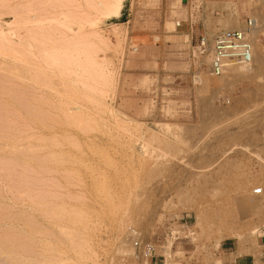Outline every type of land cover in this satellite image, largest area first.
I'll use <instances>...</instances> for the list:
<instances>
[{
  "label": "rangeland",
  "instance_id": "obj_1",
  "mask_svg": "<svg viewBox=\"0 0 264 264\" xmlns=\"http://www.w3.org/2000/svg\"><path fill=\"white\" fill-rule=\"evenodd\" d=\"M101 2L0 0V264H214L222 241L255 243L264 30L261 67L229 83L192 52L259 22L264 0H119L118 16Z\"/></svg>",
  "mask_w": 264,
  "mask_h": 264
},
{
  "label": "built area",
  "instance_id": "obj_2",
  "mask_svg": "<svg viewBox=\"0 0 264 264\" xmlns=\"http://www.w3.org/2000/svg\"><path fill=\"white\" fill-rule=\"evenodd\" d=\"M180 26V22H177L176 27ZM257 30L256 21L248 19L243 29L218 32L210 41L206 37L200 36L196 41L192 54L197 57L204 56L207 58L206 67L210 77H221L225 73L228 64L234 63L246 67L250 65L253 54L252 37ZM261 193L262 189L260 188L253 191L256 196ZM259 231L264 235V226ZM174 239L177 240V237ZM133 247L142 248V254L147 258L153 257L154 252H156V246L151 242H146L142 245L139 241H134ZM155 258L159 259V262L165 260L162 255L155 256Z\"/></svg>",
  "mask_w": 264,
  "mask_h": 264
},
{
  "label": "bare ground",
  "instance_id": "obj_3",
  "mask_svg": "<svg viewBox=\"0 0 264 264\" xmlns=\"http://www.w3.org/2000/svg\"><path fill=\"white\" fill-rule=\"evenodd\" d=\"M103 2H101L99 5H100V7H101V11L105 14V15H108V14H110V12L112 13V12H114V14L116 15V16H118V15H120V8H121V4H120V2H119V0H102ZM255 21H256V23H257V26H258V30L256 31V32H254L253 33V36L254 37H252V39H253V46H254V48L256 47L255 45H256V35H257V32L258 31H261V30H264V15H262V17H261V19H260V21L258 22V20L257 19H255ZM64 22V21H63ZM61 23V22H60ZM69 23V22H68ZM68 28V27H67ZM46 38H47V36H46ZM2 39V38H1ZM3 41V40H2ZM1 42V41H0ZM9 43H10V41H8ZM43 42V41H42ZM1 43H3V42H1ZM77 44V43H76ZM8 45V44H7ZM77 45H79L80 46V44L78 43ZM81 45L83 46V44L81 43ZM2 46V45H1ZM69 47V46H68ZM0 48H3V47H0ZM6 47H4V49H5ZM67 48V47H66ZM75 50H77V49H82L83 47H73ZM85 49V48H84ZM1 50H3V49H1ZM0 50V51H1ZM73 50V49H72ZM6 50H4V52H5ZM8 52V50L6 51V53ZM57 52H59V51H57ZM0 53H2V55H4L3 54V52H0ZM10 53V52H9ZM8 55V54H7ZM6 55V56H7ZM16 54L14 53V56H15ZM84 55V54H83ZM87 55V54H86ZM13 56V57H14ZM18 56V55H17ZM22 56V55H21ZM74 56V55H73ZM89 56V55H88ZM19 57V56H18ZM17 57V58H18ZM87 57V56H86ZM76 59H77V57H75ZM88 58V57H87ZM75 59V60H76ZM15 60V59H14ZM88 59H86L85 61L86 62H88L87 61ZM63 61V60H62ZM4 62V61H3ZM75 62V61H74ZM85 62V63H86ZM94 62V61H93ZM93 62H88V64H90V63H93ZM263 62V59L262 58H260V59H257L256 60V53H255V51H254V53H253V60L251 61V63H250V65L249 66H244V65H240V64H234V63H231V64H228L227 65V67H226V71H225V73L221 76L222 78H224L225 79V81H226V83H229V82H231V81H234L236 78H239V77H244L245 75H247V73H249V71H257L260 67H261V63ZM54 63V62H53ZM79 63V62H78ZM97 63V62H96ZM96 63H94V65L96 64ZM102 63V62H101ZM33 64V63H32ZM36 64V63H35ZM71 64V63H70ZM87 64V63H86ZM85 64V65H86ZM28 65H30V64H28ZM72 65H73V63H72ZM75 65V64H74ZM77 65H79V64H77ZM105 65V64H104ZM57 66H59V65H57ZM70 66V65H69ZM90 66V65H89ZM95 66H97V65H95ZM75 67H78V66H75ZM86 67V66H85ZM90 67H92V66H90ZM100 66L98 65V68H99ZM63 68V67H62ZM79 68H81V67H79ZM105 68V67H104ZM78 69V68H77ZM82 69V68H81ZM80 69V70H81ZM90 69V68H89ZM102 68H100V70H101ZM91 70H93V68H91ZM94 71V70H93ZM104 71V70H103ZM34 73V72H33ZM33 73H31L32 75H35V74H33ZM93 73V72H92ZM102 73V70H101V72H99L98 74H101ZM2 74V73H1ZM77 74H79V73H77ZM81 74V73H80ZM82 74H85V72L84 73H82ZM89 74V73H88ZM87 74V75H88ZM106 74V73H105ZM104 74V75H105ZM73 75H74V72H73ZM102 76H103V73L101 74ZM100 75V76H101ZM85 76V75H84ZM93 76V75H92ZM92 76H88V77H92ZM75 78H77L76 76H74ZM81 77V76H80ZM106 77V76H105ZM112 77H113V75H112ZM34 78H36V75H35V77ZM101 78V79H100ZM99 79V81H101L102 80V77H100ZM78 79H80L79 77H78ZM82 79V78H81ZM81 79H80V81H81ZM96 79V78H95ZM105 79V78H104ZM111 79V78H110ZM5 80V79H4ZM6 81H8V80H6ZM5 81V82H6ZM89 81V80H88ZM93 81H94V79H93ZM1 82V81H0ZM4 82V83H5ZM83 82V81H82ZM78 83V82H77ZM93 83H95V82H93ZM3 85V84H2ZM108 85V84H107ZM89 86V85H88ZM105 86V85H104ZM203 88L204 89H206V90H214V88H212L211 87V85H209L207 82H205V83H203ZM224 87V86H223ZM90 88V87H89ZM216 90H221V89H223L222 87H220V88H215ZM3 90V89H2ZM70 90H71V88H70ZM4 91V90H3ZM5 91H7L6 89H5ZM1 92V91H0ZM8 93V92H7ZM10 93H12V92H10ZM71 93H72V90H71ZM75 93V92H74ZM3 94V93H2ZM6 94V93H5ZM12 95V94H11ZM73 95V94H72ZM4 96V95H3ZM15 96V95H14ZM7 97V96H6ZM16 97V96H15ZM1 98H2V96H1ZM18 98V97H17ZM11 99H12V97H11ZM13 102V101H12ZM14 103V102H13ZM16 103V102H15ZM12 104V103H11ZM8 105V104H7ZM16 105V104H15ZM17 105H18V103H17ZM16 105V106H17ZM19 106V105H18ZM8 107V106H7ZM10 107V106H9ZM12 107V106H11ZM33 107V106H32ZM5 108H6V106H5ZM18 108V107H17ZM21 108V107H20ZM19 108V109H20ZM23 108V107H22ZM1 109V108H0ZM19 111V110H18ZM33 111H35V110H33ZM2 112V111H1ZM16 112V111H15ZM24 112V111H23ZM18 113V112H17ZM35 113V112H34ZM14 114V113H13ZM34 114L32 113V116H33ZM14 116V115H13ZM35 118H33V119H31V121L32 120H34V119H36V116H34ZM0 119H2V118H0ZM14 119V118H13ZM1 121V120H0ZM3 121V120H2ZM17 121V120H16ZM20 122V121H19ZM76 123H77V121H76ZM5 124V123H4ZM21 124V123H20ZM7 125V124H6ZM9 126V125H8ZM30 126H33V124L32 125H30ZM82 128V127H81ZM167 128V127H166ZM0 129H2V128H0ZM32 129V128H31ZM39 139V138H38ZM41 140V139H40ZM37 141V140H36ZM37 142H39V141H37ZM20 143V142H19ZM45 144V143H44ZM43 144V145H44ZM30 147V146H29ZM32 148V147H31ZM34 148V147H33ZM16 149V148H15ZM34 150V149H33ZM42 150V149H41ZM47 150V149H46ZM39 151V150H38ZM12 152V151H11ZM24 153V152H23ZM33 153H34V151H33ZM35 153H37L36 152V150H35ZM48 153V152H47ZM18 154H20V152L18 153ZM26 154H28L29 155V153H26ZM25 154V155H26ZM37 155V154H36ZM10 156H13V155H10ZM16 156V155H15ZM32 156V155H31ZM46 156V155H45ZM49 156H50V154H49ZM52 157V156H51ZM44 158V157H43ZM43 158L41 157V159L43 160ZM45 158H47V157H45ZM37 159H39V158H37ZM52 159V158H51ZM4 160V159H3ZM8 160V159H7ZM40 160V159H39ZM50 160V159H49ZM33 161V160H32ZM37 161V160H36ZM35 161V162H36ZM48 161V160H47ZM47 161L45 160V162H46V164H47ZM1 162V161H0ZM44 162V163H45ZM49 162V161H48ZM52 162V161H51ZM41 163V162H40ZM39 162H38V165L40 164ZM50 163V162H49ZM48 163V164H49ZM26 164V163H25ZM51 165H53V163H50ZM5 165H7V164H5ZM35 165V164H34ZM42 165V164H41ZM44 165V164H43ZM1 166V165H0ZM25 166V165H24ZM23 166V167H24ZM50 166V165H49ZM6 167V166H5ZM19 167V166H18ZM41 167V166H40ZM46 167V166H45ZM17 168V167H16ZM25 168V167H24ZM28 168V167H27ZM18 169V168H17ZM8 171V170H7ZM28 171H29V169H28ZM6 172V171H5ZM4 172V173H5ZM50 173V171H48V170H46V173H44V174H47V173ZM7 173V172H6ZM9 173H10V171H9ZM12 173V172H11ZM23 173V172H22ZM25 174H27V173H25ZM7 175H8V173H7ZM14 175V174H13ZM17 175V174H16ZM19 175V174H18ZM23 175V174H22ZM30 176V175H29ZM48 176V175H47ZM18 177V176H17ZM6 178H7V176H6ZM20 178H21V176H20ZM9 179V178H8ZM24 179V178H23ZM9 181V180H8ZM20 181V180H19ZM24 181V180H23ZM26 181V180H25ZM24 181V182H25ZM10 182V181H9ZM11 183V182H10ZM21 183H22V180H21ZM11 184H14V183H11ZM25 185L26 184V182L25 183H22L21 185ZM15 185V184H14ZM18 185V184H17ZM23 185V186H24ZM19 186H20V184H19ZM18 186V187H19ZM27 186V184L25 185V187ZM28 186H29V184H28ZM22 188V187H21ZM31 188H32V186H31ZM24 189V188H23ZM35 189V188H34ZM1 190V189H0ZM29 190V189H28ZM24 191H25V189H24ZM27 191V190H26ZM28 192V191H27ZM37 192V191H36ZM19 193V192H18ZM32 194V193H31ZM39 194V193H38ZM25 195H26V193H25ZM28 195V194H27ZM30 195V194H29ZM22 196V195H21ZM31 196V195H30ZM33 196V195H32ZM39 196V195H38ZM40 196H42V194L40 195ZM44 196V195H43ZM28 197V196H27ZM37 197V196H36ZM46 197V196H45ZM48 197V196H47ZM30 198V197H29ZM28 198V199H29ZM35 198V197H34ZM39 198V197H38ZM44 198V197H43ZM49 198V197H48ZM45 199V198H44ZM44 199H43V201H44ZM50 199V198H49ZM1 200V199H0ZM36 200V199H35ZM38 200V199H37ZM36 200V201H37ZM46 200V199H45ZM39 203V202H38ZM43 202H41V204H42ZM25 204V203H24ZM44 205V204H43ZM41 207V206H40ZM49 207V206H48ZM42 208V207H41ZM8 211V210H7ZM16 211V210H15ZM24 211V210H23ZM36 211V210H35ZM79 211V210H78ZM16 215V214H15ZM9 217V216H8ZM49 218H51L50 216H49ZM26 219V218H25ZM75 219V218H74ZM34 221V220H33ZM75 221V220H74ZM77 221V220H76ZM45 222V221H44ZM10 223V222H9ZM80 223V222H79ZM23 224V223H22ZM27 224H29L28 223V221H27ZM26 224V225H27ZM42 224V223H41ZM31 225H32V223H31ZM56 225V224H55ZM65 225V224H64ZM4 226V225H3ZM8 226V225H7ZM6 226V227H7ZM18 226V225H17ZM35 226V225H34ZM66 226V225H65ZM68 226V225H67ZM11 227V226H10ZM21 228V227H20ZM44 228V227H43ZM67 229V228H66ZM23 230V229H22ZM29 230V229H28ZM42 230V229H41ZM43 230H45V229H43ZM19 231V230H18ZM10 232V231H9ZM49 232V231H48ZM48 232L46 231V233H47V235H48ZM64 232V231H63ZM66 232V231H65ZM44 234V233H43ZM66 234H68V233H66ZM38 235H39V233H38ZM64 235H65V233H64ZM75 236H76V233L74 234ZM5 236H6V234H5ZM44 236V235H43ZM62 236V235H61ZM22 237V236H21ZM25 236H23V238H24ZM77 237H79L78 236V234H77ZM82 237V236H81ZM67 238V237H66ZM49 239V238H48ZM65 239V238H64ZM24 240V239H23ZM22 240V241H23ZM52 240V239H51ZM76 240V239H75ZM11 241V240H10ZM13 242V241H12ZM8 243V242H7ZM6 243V244H7ZM20 243V242H19ZM29 243V242H28ZM27 243V244H28ZM13 244V243H12ZM17 244V243H16ZM30 244V243H29ZM10 245V244H9ZM13 245H15V244H13ZM18 245V244H17ZM16 245V246H17ZM31 245V244H30ZM33 245V244H32ZM72 245V244H71ZM75 245V244H74ZM19 246V245H18ZM33 246H35V245H33ZM46 246V245H45ZM73 246V245H72ZM5 247V246H4ZM4 247H2V248H4ZM19 247H21V246H19ZM23 247H24V245H23ZM23 247H21L20 249H23ZM37 247V246H36ZM35 247V248H36ZM77 247V246H76ZM12 248V247H11ZM27 248H29V246L28 247H26V250H27ZM32 248V247H31ZM49 248V247H48ZM47 248V249H48ZM52 248V247H51ZM55 248V247H54ZM60 248V247H59ZM75 248V247H74ZM80 248V247H79ZM13 249V248H12ZM16 249V248H15ZM19 249V248H18ZM17 249V250H18ZM25 249V248H24ZM34 249V248H33ZM77 249V248H76ZM1 250H3V249H1ZM41 250V249H40ZM51 250V249H50ZM49 250V251H50ZM82 250V249H81ZM10 251V250H9ZM20 251V250H19ZM18 251V252H19ZM31 251H32V249H31ZM37 251V250H36ZM55 251V250H54ZM62 251V250H61ZM3 252V251H2ZM21 252H23L24 253V251H21ZM27 252V251H26ZM25 252V253H26ZM34 252V251H33ZM23 253H21V254H23ZM25 253H24V255H25ZM28 253V252H27ZM30 253V252H29ZM57 253V252H56ZM80 253V252H79ZM15 253H13V255H14ZM32 254H35V253H32ZM32 254L30 253V256H32ZM12 255V254H11ZM16 255V254H15ZM39 255V254H38ZM37 254H36V256H38ZM77 255V254H76ZM18 256V255H17ZM49 256V255H48ZM25 257H26V255H25ZM29 257V256H28ZM18 258V257H17ZM30 258V257H29ZM42 258V257H41ZM40 258V259H41ZM60 258V257H59ZM9 259V258H8ZM14 259V258H13ZM12 259V260H13ZM21 259V258H20ZM34 260V259H33ZM37 260V259H36ZM53 260V259H52ZM28 262H29V260H27ZM31 261V260H30ZM68 261V260H67ZM15 262V261H14ZM19 263H21V261H18ZM32 262V261H31ZM48 262V261H47ZM52 262V261H51ZM54 262V261H53ZM57 262V261H56ZM79 262V261H78ZM82 262V261H81ZM17 263V262H16ZM25 263V262H24ZM27 263V262H26ZM25 263V264H26ZM33 263H34V261H33ZM40 263V262H39ZM32 264V263H31ZM44 264H46V262L44 263ZM51 264V263H50Z\"/></svg>",
  "mask_w": 264,
  "mask_h": 264
},
{
  "label": "crops",
  "instance_id": "obj_4",
  "mask_svg": "<svg viewBox=\"0 0 264 264\" xmlns=\"http://www.w3.org/2000/svg\"><path fill=\"white\" fill-rule=\"evenodd\" d=\"M214 264H264V235L257 236L255 243L222 241L214 254Z\"/></svg>",
  "mask_w": 264,
  "mask_h": 264
}]
</instances>
